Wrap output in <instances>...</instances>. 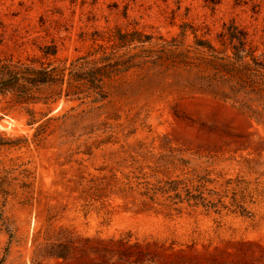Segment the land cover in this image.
Here are the masks:
<instances>
[{
	"label": "rangeland",
	"instance_id": "1",
	"mask_svg": "<svg viewBox=\"0 0 264 264\" xmlns=\"http://www.w3.org/2000/svg\"><path fill=\"white\" fill-rule=\"evenodd\" d=\"M225 24L261 42L264 0H0V59L69 66L96 49L99 58L116 28L152 34L155 50L158 36L184 39L193 58L105 78L101 102L91 89L46 105L56 88L43 87L30 107L56 119L40 144L26 105L0 95V133L21 142L0 146V171L16 178L6 205L0 196L1 264H34L48 223L71 225L77 247L40 264H104L91 246L113 250L116 264H264V98L207 80L214 71L200 65L192 33L219 45ZM52 43L58 54L46 57ZM91 198L110 212L108 227L98 228ZM49 211L59 218L48 222Z\"/></svg>",
	"mask_w": 264,
	"mask_h": 264
},
{
	"label": "trees",
	"instance_id": "2",
	"mask_svg": "<svg viewBox=\"0 0 264 264\" xmlns=\"http://www.w3.org/2000/svg\"><path fill=\"white\" fill-rule=\"evenodd\" d=\"M195 36L194 45L197 55L205 65L206 69L214 71L213 77L209 74L204 75L207 80H215V76L232 81L230 89L233 93L239 92V88L246 89V92H256L264 98V38L261 42H255L250 38L249 33L235 25L227 26L225 24L224 31L218 34V44L211 39L199 37L197 30L193 28ZM187 34L186 24L182 26L181 36ZM109 46L100 45L102 56L94 58L99 52L96 49L88 52L84 56H80L73 60L69 66L64 64L55 65L53 62H41L40 66H36V59H32L29 63L14 62L12 59H0V95L12 94L14 102L26 105L29 115L28 125L36 126L35 140L40 144L46 138V123L56 118L49 116L50 111H36L30 107V104L38 103L40 97L36 93L43 87H54L55 94H51L45 98V104L49 105L63 97L69 100H84L91 97V89L93 91V102L104 101L108 94L104 90V79L113 78L119 74L128 72L133 67H138L146 62L156 63L157 59L171 60L172 62L190 64V50H184V39L173 38L166 40L163 36H158L155 43L160 48L153 49L155 38L152 34L145 33L140 30L126 31L122 28H116L108 33ZM139 50L133 54L132 51ZM46 57H56L58 54V46L55 43L46 45L43 49ZM127 55V58L124 56ZM154 55L156 59L149 61ZM179 57V60H178ZM190 59V60H189ZM193 59V58H192ZM197 66V65H196ZM68 71V73H67ZM66 86V88H64ZM88 92V95L81 96ZM216 95L218 93L215 92ZM221 98L230 99L225 92L221 94ZM64 115L62 118H66ZM28 143V140H24ZM19 140H13L0 133V146L19 145ZM5 172V175L3 173ZM12 172V169H4L0 171V196L2 204L8 203L9 190L12 186L13 178L10 183L6 177ZM98 200L91 198V215L95 214L98 222V228L104 229L111 223V216L104 206H97ZM76 212L84 211L81 207L75 209ZM58 219V214L49 211L48 222ZM9 232L10 237L13 236V226L7 219L3 221ZM92 228V226H91ZM98 232H102L98 230ZM46 244H38L34 251V264H40L41 258L68 259L73 253L77 241V230L69 224H62L55 227L48 223ZM93 239V238H91ZM92 242V240H91ZM91 253L100 257L104 264H116L122 260V257L115 258L113 250L107 248H97L91 246ZM2 262V261H1ZM0 262V264H1Z\"/></svg>",
	"mask_w": 264,
	"mask_h": 264
}]
</instances>
